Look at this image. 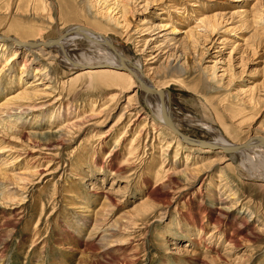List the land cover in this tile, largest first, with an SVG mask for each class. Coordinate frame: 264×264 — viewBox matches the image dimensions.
<instances>
[{
  "label": "rangeland",
  "instance_id": "obj_1",
  "mask_svg": "<svg viewBox=\"0 0 264 264\" xmlns=\"http://www.w3.org/2000/svg\"><path fill=\"white\" fill-rule=\"evenodd\" d=\"M76 27L139 63L184 134L214 141L189 118L233 144L264 138V0H0L1 37ZM10 46L22 56L10 70L11 49L0 55V264H264V182L247 173L264 176V159L246 168L178 141L132 77Z\"/></svg>",
  "mask_w": 264,
  "mask_h": 264
},
{
  "label": "bare ground",
  "instance_id": "obj_2",
  "mask_svg": "<svg viewBox=\"0 0 264 264\" xmlns=\"http://www.w3.org/2000/svg\"><path fill=\"white\" fill-rule=\"evenodd\" d=\"M76 28L86 29L85 27H76ZM87 30L90 31V32H94V31H91L89 29H87ZM95 33H97V32H95ZM0 38H2V37L0 36ZM78 40H80V41L81 40H85V41L89 42L91 45H97L98 48H99L98 44H101V46L104 47L102 49L103 52H101L102 55L99 54L97 57H96V55H95V57H92L91 55H89V52H88V54H82L84 51L82 53L80 52L81 54L79 53V51H78V53H76L77 48H78V46H77V41ZM0 41H2V42H0V55L2 53H4V52L7 53V51H9L10 49H11L10 51H12V59H11L12 64L10 65L11 66L10 70H13V66L17 64V60L22 56V51L19 48L18 49H13L14 47L10 46L11 42H9V41L8 42L3 41V40H0ZM90 41H94V42H90ZM20 43L24 44V45H20L21 47L22 46L28 47V48H25L23 50L27 51V52H30L31 54H33L35 52L37 53L39 51L37 54H34L35 57H39L40 53L44 54L43 51L46 50V49L52 51L51 53H53L55 51L57 53V55H59V58L62 61L63 65H65V67H67L66 69H68L69 71H72V72L80 71L79 70L80 68L87 67L86 70H82L81 76L82 75L93 74V73H95L97 71L96 70L97 68L100 69L101 67H108L107 70H105L107 75H115V77L118 78L119 81L120 80L124 81V80H128V79L131 80V77H132L135 82L133 81V85H131V88L133 90L132 89L131 90L134 92V90L137 91L140 88L142 89V91H143V96L142 97L145 100V102L147 103L148 107L150 108V110H151V112L153 114V117L156 119V121H158V123H156V124H158V125L162 124L163 126L166 127V125L164 123V120H163V117L161 115V101H160V99L158 97H155V96L151 95L141 85L140 82H142V83L144 82V83H146V85L148 83V84H150L152 86H154V84L150 80H148L146 78V76L143 75L142 67H141V65L139 63L135 64V63L129 61L124 56V54L118 48H116L115 44L111 43L107 39H104L102 37H97L95 35H92V33L86 32L84 34H72L69 37L65 38L63 41H61L59 44H57L55 46H50V47L44 46V47H39V48H33V47H30L28 45V43H31V41L28 42V43H22V42H20ZM97 54H98V52H97ZM122 57L126 60V65L129 67V69H131L132 71H136V70H140L141 71L142 74L140 75V79H141L140 81L136 80L130 73H128L127 71H125L123 69V65H125V64L122 63V60H121ZM0 76H1V74H0ZM3 79L4 78H2V80H0V86L4 85L3 84L4 83ZM44 80L45 79H43L42 76H35L34 80L32 82H30L31 85H29L30 83L28 84L29 86L25 88V90L23 91V94H21V96L24 99H30L32 97V95L36 96V93L39 92L38 90L34 89L33 91H28V89L44 85ZM157 91H159V92L161 91L162 92V96H163V100H164V104H165L164 105L165 106V110L168 113L169 118L174 123L175 127L178 130H180L179 127H177V125L175 124V122L177 123V121H175V119L173 118V116L171 114L172 113L171 112L172 98L169 96L168 92H165V91L159 90V89H157ZM33 93H35V94H33ZM20 101H22V100H20ZM139 111H140V109H139ZM135 113H137V112H135ZM142 117H143V114H141V112H139V113L136 114V118L137 119H135V120L136 121L142 120ZM176 118H177V120L179 122L180 121L183 122L178 117H176ZM144 119H145V121H147L149 119V115L147 114ZM183 120H185L187 122V124L188 125L190 124V126H192L193 128L194 127L195 128H199V129H202L204 131H207L209 134H212L213 137H214V141H213L212 144L217 145V146L220 147L218 153L219 154H226L227 153V154H231L232 156H237L241 160V164L244 167H246V168H247V165L249 167V164L252 161H254L255 159H257V160L260 159L258 162L261 161V158L264 159V150L262 149V147L264 148V146L260 142H253L248 147H246L245 149H243L242 151H239V152H226V150L228 148H230V147H237V146H241V145H237V144H233V143L228 142L226 140V138L222 135V133L220 131H218L214 126H212L210 124L203 123V122H196V121L191 120L189 118H185ZM166 128H168V127H166ZM169 130H171V129H169ZM173 135H175L174 132H173ZM175 137H176V139L178 141L183 142V140L179 139L176 135H175ZM184 144H186V143H184ZM185 148H187V147H185ZM207 149H209V148H207ZM210 150H212V149H210ZM210 150H207V152L211 153ZM250 167H251V165H250ZM254 172H255V170H254ZM247 173L249 174V176L253 177V178L250 177L251 179H254L255 181H258V182H264V176L263 175L254 174L253 171L249 170V168H248V172ZM75 177H77V176L75 175ZM121 193H123V192H121ZM117 201H119V200H117Z\"/></svg>",
  "mask_w": 264,
  "mask_h": 264
},
{
  "label": "water",
  "instance_id": "obj_3",
  "mask_svg": "<svg viewBox=\"0 0 264 264\" xmlns=\"http://www.w3.org/2000/svg\"><path fill=\"white\" fill-rule=\"evenodd\" d=\"M92 33V35H95L97 37H102L104 39H107L109 40L110 42L111 41V38L110 37H104V35H101V34H98V33H95V32H90L88 31L87 29H83V28H71V29H68L67 31H65L58 39L56 40H50V41H46V42H31V43H28V45L30 47H33V48H39V47H50V46H55L57 44H59L61 41H63L65 38L69 37L70 35L72 34H84V33ZM0 40H3V41H9V42H13L15 44H17L18 46L20 45H24V44H21L17 39H15L14 37H2L0 38ZM122 63H124L125 65H123V69L125 71H127L128 73H130L136 80L140 81V75L142 74L140 70H136V71H132L131 69H129V67L126 65V60L122 57ZM141 85L153 96L155 97H158L161 101V115L163 117V120H164V123L166 125V127H168L169 129H171L174 134L179 138V139H182L184 143L190 145V146H193V147H200V148H209V149H212V150H215V151H218L219 150V146L217 145H214L212 143H209L205 140H198V139H194V138H191L190 136L184 134L183 132H181L180 130H178L174 123L172 122V120L169 118L168 116V113L166 112L165 110V104H164V100H163V96H162V92L160 91H157V89L148 84L146 85V83H142L140 82ZM253 142H260L263 146H264V138H252L250 139L247 143H245L244 145H241V146H237V147H230L226 150V152H239V151H242L243 149H245L246 147H248L250 144H252Z\"/></svg>",
  "mask_w": 264,
  "mask_h": 264
}]
</instances>
